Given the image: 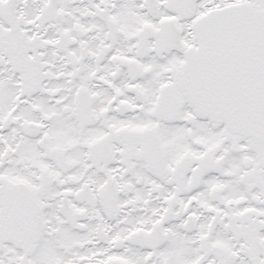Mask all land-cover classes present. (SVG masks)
<instances>
[{
	"label": "snow or ice",
	"instance_id": "1",
	"mask_svg": "<svg viewBox=\"0 0 264 264\" xmlns=\"http://www.w3.org/2000/svg\"><path fill=\"white\" fill-rule=\"evenodd\" d=\"M0 264H264V0H0Z\"/></svg>",
	"mask_w": 264,
	"mask_h": 264
}]
</instances>
